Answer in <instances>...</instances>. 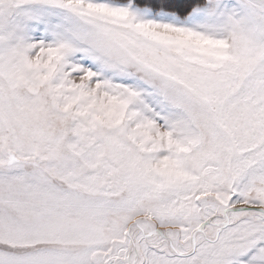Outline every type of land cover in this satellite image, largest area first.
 Segmentation results:
<instances>
[{
    "label": "snow or ice",
    "instance_id": "6c2138e0",
    "mask_svg": "<svg viewBox=\"0 0 264 264\" xmlns=\"http://www.w3.org/2000/svg\"><path fill=\"white\" fill-rule=\"evenodd\" d=\"M0 264H264V0H0Z\"/></svg>",
    "mask_w": 264,
    "mask_h": 264
}]
</instances>
